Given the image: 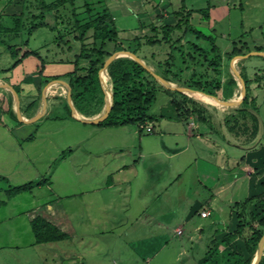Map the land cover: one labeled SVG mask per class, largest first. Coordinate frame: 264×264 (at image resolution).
<instances>
[{"label": "crops", "instance_id": "1", "mask_svg": "<svg viewBox=\"0 0 264 264\" xmlns=\"http://www.w3.org/2000/svg\"><path fill=\"white\" fill-rule=\"evenodd\" d=\"M42 1L52 4L59 0H0V179L28 175V161L38 157V163L42 164L46 155L52 154V149L63 155L70 148L71 153L63 159L66 162L82 150V163L72 166V171L78 175V193H70L73 188L69 182L64 189L70 192L55 193L67 201L75 198L74 207L61 205L58 210L48 202L45 208L37 206L35 209L36 214H42L67 235L62 247L57 248L62 252L61 264H86L88 251H94L91 253L97 258L102 255L107 259L104 264H155L156 259L158 264H183L181 257L187 253L181 238L186 232L183 223L190 227L189 251L192 253L189 260V252L190 257L184 264H199L210 245L237 229L239 218L234 207L242 201L238 191L245 190L247 198L264 193V145L256 142L257 133L250 126V120L259 121L258 112L261 115L264 106V93H260L264 92V56L252 55L237 61L233 59L239 55L227 56L235 47L245 51L242 55L264 52V0H178L176 5L175 0L159 3L139 0L144 1V8L140 10L135 4L137 0H74L51 11L43 9ZM113 2L118 3L112 5ZM69 8L74 22L77 19L82 24L90 17L109 15L119 41L127 46L139 43L134 45L137 55L160 73L159 63L170 56L175 41L187 44L188 51L192 49L191 43L208 52L215 46L222 57L219 66L222 85L230 76L238 83L233 91L220 89L216 97L230 101L240 99L242 85L235 75L237 70L244 80H249L248 103L244 104L243 100L238 106L228 107L193 97L197 104L192 108L200 110L204 119L196 114L184 120L166 118L169 123H164L166 119H163L158 128L155 124L158 118L148 121L154 131L159 129L160 133L143 145L142 129L138 130L137 126H98L69 115L61 102L63 97L67 100L68 88L56 83L52 84L56 85V90L50 91L52 85L48 88L44 115L32 123L20 121L16 98L7 84L18 90L22 116L32 118L44 109L42 93L48 83L56 76L75 70L74 61L82 43L76 38L70 39L60 29ZM204 11L208 12L201 14ZM195 15L200 16L199 24L207 31L197 30L209 40L185 30L186 23L167 38L166 26H175L188 18L193 27ZM36 24L41 25L33 28ZM127 31L131 36L127 37ZM154 39L159 42L150 44ZM72 41L78 43L76 49ZM108 48L111 50L110 46ZM31 52L39 56L26 55ZM17 60L20 62L15 64ZM197 66L208 76L217 74V67H200V64H193L183 74L196 71ZM63 90L65 95H62ZM167 96L163 109L171 100ZM35 100H38L36 107L28 108ZM56 108L66 112L58 131L51 130V125L47 124L56 119L53 114ZM77 110L85 118H95L104 111L86 116L79 108ZM213 120L220 127L215 134L209 126ZM32 125L33 132L30 131ZM105 128H109L108 131ZM230 133H236L235 137ZM57 134L59 145L54 143L58 140ZM131 136L137 139L134 145L127 140ZM86 143L93 145L92 148H85ZM87 165H90L89 179L85 173ZM53 185V180L46 185L51 192ZM30 194L36 196L33 190ZM204 210L211 214L202 217ZM207 219H211L209 229L203 225V220ZM106 223L110 224V229L105 228ZM104 237L107 238L99 242ZM232 245L245 252L242 238H236Z\"/></svg>", "mask_w": 264, "mask_h": 264}, {"label": "trees", "instance_id": "2", "mask_svg": "<svg viewBox=\"0 0 264 264\" xmlns=\"http://www.w3.org/2000/svg\"><path fill=\"white\" fill-rule=\"evenodd\" d=\"M74 0H59L56 3L46 4L42 1L43 9L47 11L57 10L62 5L68 2L73 3ZM187 24L185 30H190L192 33L208 39L204 34H202L197 29L193 28L189 20L185 22L178 23L172 27H165L167 38H170V33L176 28H182V24ZM41 25V24H40ZM36 24L33 28L40 26ZM43 25H46L43 23ZM75 25L80 34L75 38L81 41L80 53L76 56L74 61L75 70L64 76H56L53 79L67 78L69 84L72 87V97L77 108L81 111V103L86 100L87 95L101 89V81L99 71L103 67L105 60L112 55L113 51L128 50L137 54V49L134 47L137 42L131 43L130 45H124L118 39L117 29L114 25L113 20L106 13L97 16L96 18L90 17L82 24L81 20L75 19ZM92 31L93 42L87 43L86 39L89 37V32ZM150 44L159 42V40H150ZM177 42L172 43L173 50L179 51ZM211 42V41H210ZM114 44V50L108 49V44ZM175 45V46H174ZM180 45L183 44L180 42ZM194 53H198L199 57L192 55V52H188L186 57V52L182 49L183 61L175 64L178 61L176 56L170 54L165 62H160L159 66L161 68L165 67L164 72L160 73L169 81H181L183 72L190 68L189 60L193 64H200L203 66H213L217 67L216 76H211V79L204 78V74L200 75L197 81L193 80L196 71L192 75L191 81L186 79L185 83L188 87L195 89L196 91H201L211 96H217L220 89L233 91L234 87L237 86V80L230 76L227 83L222 85V75L220 74V62L222 60L221 55L217 52L215 46L211 50L214 56L208 58L206 51L202 50L196 44L191 43L190 47ZM191 49V50H192ZM202 50V51H201ZM245 51L243 49H238L235 47L232 52L227 53L229 58L236 55H242ZM36 54V52L26 53ZM25 55V56H26ZM23 58V57H22ZM21 58V59H22ZM20 59V60H21ZM189 59V60H188ZM20 60H17L15 64H18ZM180 60V58H179ZM207 61L208 64H207ZM83 62H87V65H83ZM181 63L187 64V66H181ZM176 65L178 68L173 69ZM203 70V69H202ZM198 70V71H202ZM205 71V70H204ZM203 71V73H204ZM109 72L113 80V92H114V105L108 118L98 125H106L111 127H118L129 124H139L144 125L148 121L156 120L157 117L149 115L148 111L150 107L157 101L159 89H162L167 93L171 100L163 110L161 117L173 119V120H184L190 117L192 114L198 115L199 119H204L203 114L196 107L192 108V105L197 104V102L189 97L188 95L164 88L159 82L138 62L130 57H119L114 60L109 66ZM202 73V72H201ZM200 73H198L199 75ZM108 78H109V74ZM197 75V74H196ZM47 80L46 82H48ZM247 88L249 89V80H245ZM191 83V84H189ZM193 84V85H192ZM223 86V87H222ZM18 91V90H17ZM112 92V91H111ZM249 101V95L244 99V104ZM38 100L33 101L28 108L33 109L36 107ZM68 114H71V109L69 105H66ZM30 136V138H32ZM50 180H46V183ZM43 181L39 182H28L22 185L9 187L5 190L7 199H0V208L7 204V200H11L18 194L24 192H31L35 186L42 185ZM258 204L263 205V210L261 215L253 211V207ZM256 208V207H255ZM238 214L239 224L237 229L233 233L225 235L221 240L216 241L208 250L206 255L200 260L199 264H252L256 251L258 249V242L264 234V193L258 196L247 198L244 201L238 202L234 207ZM32 231L34 233L36 243H50L65 240L67 235L59 229L56 225L50 221L37 216L31 221ZM242 238L245 243V252L239 246H233L232 242L236 238ZM226 246L228 249L222 250L221 247ZM260 264H264V257Z\"/></svg>", "mask_w": 264, "mask_h": 264}, {"label": "rangeland", "instance_id": "3", "mask_svg": "<svg viewBox=\"0 0 264 264\" xmlns=\"http://www.w3.org/2000/svg\"><path fill=\"white\" fill-rule=\"evenodd\" d=\"M153 1H155L157 3L160 2V0H153ZM177 2H178V0H175L174 4L176 5ZM115 3H118V2H113L111 4L114 5ZM135 4L137 7V10L144 8V1L142 3V2H139V0H137V2ZM207 12L204 11L201 14L204 15ZM199 17H200L199 15H195V18L192 20L193 28L201 30V31H207L205 28H203L199 24ZM62 19L64 20V23L62 25V28H60L61 31L65 35H69V38L71 37L72 40H74L75 37L80 34V32L76 28L74 19L72 17L71 8H69L68 16L65 15V17H63ZM61 31H59V33H61ZM127 33H128L127 37L131 36L129 31H127ZM88 34H89V37L87 38L86 41H87V43L90 44L93 42L92 31H90ZM123 35L126 36V33ZM198 39L199 38H197V41H198ZM59 42H58V44H59ZM199 42H201V41H199ZM74 43H76V42L74 41ZM74 43H73V41L71 42V44L76 49L75 45H77V47H78V43H76V44H74ZM178 43L176 45H178V47L181 49H179V51H178V50H176V47H175L174 50L173 49L171 50L172 55H174V57L176 56V58L178 60V61L174 62L175 64L183 61V56H184L183 55L184 52L182 51L183 48L186 49V50L183 49L187 54L186 57L188 56V52L193 51V49L188 51V48H186L187 44H184L182 47L180 45V42H178ZM201 43H203V42H201ZM210 44H212V43H210ZM51 45H53V44H51ZM109 46L111 47L110 48L111 50H114V48H115L114 44L109 43L108 47ZM203 46H205L204 43H203ZM202 50L206 51L205 54L206 55L208 54V58L214 56V54L212 52H208L207 49L202 48ZM192 55L193 56L195 55L196 57L200 58V56H198V53H194V51L192 52ZM122 57H127V56H122ZM179 58H180V60H179ZM190 62H192V61L189 60L188 63H190ZM83 63H84L83 65H87V62H83ZM226 64H227V62H226ZM180 65L183 66V63H181ZM190 65L192 66V63ZM176 68H178V67L176 65H174L173 69L176 70ZM198 68H199V66H197V71H196L197 75L195 74V77L193 78V80H195V81H197V79L202 74H204L202 76H204V78H206V75H205L206 73H203L204 69L199 68L200 70H202V69L203 70L198 71L199 70ZM164 69H165V67L160 68V70L162 72H164ZM156 71H158V70H156ZM107 72L109 74V84L111 83L110 86L113 89V80H112V76L110 75V72H109V67L107 69ZM198 73H200V74L198 75ZM192 75H193V71L192 72H191V70H190V72L186 71L182 76V80L179 81L180 83L175 82V84L187 86L185 84V83H187L186 79L191 81V83H192ZM235 75L238 76L237 73H235ZM207 79H211V76L207 75ZM183 82H185V83H183ZM191 83H189V84H191ZM51 88L56 89V85H53ZM260 93L262 94L264 92H260ZM65 94H66V91L63 90L62 95H65ZM189 97H191V96H189ZM191 98H193V97H191ZM167 99H168L167 93H165L162 89H159L157 101L150 107V109L148 111L149 115L157 117V115L163 114V110H164L163 105L166 104ZM106 100H107L106 92H105L103 84L101 83V89H98L97 91L88 94L86 100L81 103L83 114H85L86 116H92L94 114L100 113L105 108ZM61 102L64 105H67L66 98L63 97ZM65 111H67V108L65 109ZM65 113L63 111V108L54 109L53 114H54L56 119L49 120L47 123V124L51 125L50 126L51 130H57L58 131L61 128L62 123L60 122V120H62V118L64 117L63 115ZM258 113H259L258 114L259 121H258V119H254V121L250 120V123H251L250 126H251L252 131L257 133L256 142H258V144L262 146V145H264V106L262 107L261 115H260V111ZM157 118H158L157 119L158 122L156 121L157 123H155V124H156V127L158 128V126H159L158 123L161 120L166 119V118L165 117L164 118L163 117H157ZM167 119H169V118H167ZM167 119L164 121V123H169V120H167ZM44 121H46V119H44L43 122ZM212 123L213 124H211V123L209 124L208 122H206V123H204V126L207 127L209 124V126L212 127L211 130H214L213 134H215L216 130H219L220 127L217 124V121L213 120ZM147 124H150V123H145L144 125H147ZM246 124L247 123H245V125ZM98 126H94V127H98ZM133 126H137L138 130L141 129L139 124H136V125L130 124V125H128V128L129 127L132 128ZM100 127H102V126H100ZM34 129H35V127L32 125L30 128V131L32 130L31 132H33ZM41 129H42V127H41ZM96 129H99V128H96ZM108 129L109 128H105V131H108ZM240 129L243 130L242 127ZM239 132L241 133L240 130H239ZM159 133H160L159 129H156L151 134L147 133L145 129L144 130L142 129L143 145H146V142L149 139H156V137L158 136L157 134H159ZM230 134L232 137H235L234 134H236V133H234V134L230 133ZM219 136H221V133ZM56 137L58 140H55L54 143L56 145H59L58 142L60 141V136L57 134ZM229 138L231 139V137H229ZM127 140L130 141L133 145H134L135 141H137V139L134 138L133 136L127 138ZM225 145H227V144H225ZM90 146L92 148L93 145H90ZM90 146L86 143L85 148H87V147L89 148ZM72 149L74 150V148H72ZM229 150L231 151V148H229ZM71 151L72 150L69 148V149L65 150L64 154L62 155V154H57V152L52 149V154L51 155L47 154L46 158L42 164L38 163V160H37L38 157L28 161V164H27L28 175L22 174V175H19L17 177H14V178L11 177L9 180L0 179V199H2V200L7 199V195H6L5 190L8 189L9 187L22 185V184L32 182V181L33 182L43 181L42 186L40 188L38 186H35L32 189L33 194L36 195L35 197H33L32 194H30V192H25V193L17 195L16 197H14L11 200H7V204L0 208V264H61L60 259L62 258V255H61L62 252L60 251V249H57V248L62 247V241H59V243L36 244L34 233L32 231L31 221L34 218H36L37 216H40V217L50 221L49 219L42 216V214H36L35 213V209L37 206H39V207L43 206L45 208L47 206L48 202H52L54 204V207L58 210H61V205H69V206L74 207V205L76 203L75 198L73 199V197H71V198H69L70 200L67 201L64 197L61 199L59 196H57L55 194V193H57L60 195V194H62L61 192H63V194H65L64 192H66V193L70 192V191H66L67 190L66 188L64 189V187L68 184V182L70 184H72V188H73L71 190L72 192H70V193L71 194H77L78 193V191L76 190L77 189L76 183L78 181V175L76 174L75 171H72V166L75 164L82 163V158H84V157L82 154L83 151L80 150L81 152H79V154L76 153V155H74L73 157H70L69 161L67 160L68 162H66V160H63V159H64V157H67L71 153ZM85 158L87 159V156H85ZM33 162H34V165L32 164ZM92 162H93L92 159H90L89 164L92 165L93 164ZM30 165H31V167H30ZM90 165L85 166V173L86 174L89 171L88 166H90ZM230 166H232L231 163H230ZM24 168H25V166H23V169ZM85 173H83L82 175L85 176L86 175ZM87 175L85 176V178L87 177ZM97 175H98V173H97ZM87 178L89 179L90 176L88 175ZM46 180L47 181L53 180L54 185L51 188V189H53V192H51L50 189L48 188V186H46L47 185ZM246 183H247V181H246ZM240 192H241V190L238 191V193L240 194V195L238 194V196H241L240 200L244 201L247 198L245 190H242L243 193H240ZM52 193H54V194H52ZM60 201H61V203H60ZM252 209L257 214V216H260L261 211L263 210V205L258 204L257 206H254ZM85 220H87V219L85 218ZM85 222L87 223L88 221H85ZM210 222H211V219L203 220V225H205L206 229H209ZM51 223H53V222H51ZM106 224L107 225L105 226V228L110 229V227H111L110 224L109 223H106ZM54 225H56V224H54ZM181 225H183L184 228L186 229L185 234L183 236H181V238L183 237L182 240L184 239V242H185V247H186L185 249H187L186 250L187 253L183 257H181L183 259L182 263L184 264L186 262V260L190 257V254H191V257L189 258V260L192 258V253L190 252L191 251V241L189 240V235H190L189 228L190 227L186 223H183ZM103 226H104V224H103ZM57 227L60 229L59 226H57ZM89 229H90V227H89ZM187 233H188V235H187ZM101 236H102V234H101ZM99 237H100V235H99ZM106 238L107 237L101 238L99 242H103V240ZM211 246L212 245H210V247ZM189 249H190V251H189ZM195 250H196V248H195ZM195 250H194V253L195 254L198 253V251H195ZM91 252L92 251L86 252V259H87L86 264L87 263L88 264H104L107 261V259L101 257L102 255L100 256V258H97L94 256V254H92L94 251L92 253ZM189 252H190V254H189ZM154 263L158 264L157 259ZM162 264H164V262H162ZM168 264H175V263L173 262V263H168Z\"/></svg>", "mask_w": 264, "mask_h": 264}, {"label": "water", "instance_id": "4", "mask_svg": "<svg viewBox=\"0 0 264 264\" xmlns=\"http://www.w3.org/2000/svg\"><path fill=\"white\" fill-rule=\"evenodd\" d=\"M252 55H263L264 56V52L262 51H252L249 52L245 55H239L236 56L233 60L237 61L240 59H244L247 58L249 56ZM122 56H127L132 58L133 60H135L136 62H138L140 65H142L164 88L169 89V90H173V91H178L181 93H184L186 95H189V92H196L195 89H192L190 87L187 86H180V85H176L173 82L167 80L165 77H163L160 73H158L157 71H155L154 69H152L150 66H148L144 60L139 57L136 53L132 52V51H128V50H120V51H116L114 53H112V55H110L104 62L103 67L100 69L99 71V75H100V81L103 84V78H102V72L103 71H107L108 67L110 66V64L116 60L119 57ZM236 73L238 75V79L241 82L242 85V95L240 96V99L237 101H230V100H222L219 99L216 96H211L214 97L221 105L224 106H238L246 97L247 94V86H246V82L243 79V77L240 75V73L236 70ZM56 83H62L64 84L67 88H68V92H67V101H68V105L71 109V114L75 119H78L79 121L86 123V124H99L104 122L109 114L112 111L113 105H114V92L112 89V93H111V98L107 99L105 102V108L104 111L97 117L95 118H85V117H81L78 113L77 107L74 103L73 97H72V87L71 85L63 80V79H54L51 82L48 83V85L44 88L43 93H42V99L44 102V109L38 113L37 115H35L32 118H24L22 116L21 110H20V100H19V96H18V92L16 91V89L14 87H12L11 85L7 84V86L10 88V90L12 91V93L14 94L17 104H18V109H17V117L20 121L25 122V123H32L37 121L38 119H40L45 111H46V105H47V97H48V88L52 85V84H56ZM203 93V92H202ZM206 94V93H204ZM208 95V94H206ZM190 96V95H189ZM264 257V234L261 237L260 241L258 242V249L256 251L255 257L252 261V264H260L262 259Z\"/></svg>", "mask_w": 264, "mask_h": 264}, {"label": "bare ground", "instance_id": "5", "mask_svg": "<svg viewBox=\"0 0 264 264\" xmlns=\"http://www.w3.org/2000/svg\"><path fill=\"white\" fill-rule=\"evenodd\" d=\"M236 69H237V66H236ZM107 74H108L107 71H103L102 72V78H103V86H104V89H105V92H106L107 99H110L111 98V93H112L111 92L112 91V88L110 86L111 83L109 84V78H108V75ZM54 90H56V89H52L50 91H54ZM189 95L191 97H194V98L198 99V100H202V101H205V102H211V103H215V104L221 105L214 97H211V96L206 95L204 93H201L199 91L189 92Z\"/></svg>", "mask_w": 264, "mask_h": 264}, {"label": "built area", "instance_id": "6", "mask_svg": "<svg viewBox=\"0 0 264 264\" xmlns=\"http://www.w3.org/2000/svg\"><path fill=\"white\" fill-rule=\"evenodd\" d=\"M141 129H145L147 133H152L154 131V127L150 124L147 125H141ZM211 212L209 210H204L201 212V216L202 217H207L208 215H210ZM180 232V230H179Z\"/></svg>", "mask_w": 264, "mask_h": 264}]
</instances>
